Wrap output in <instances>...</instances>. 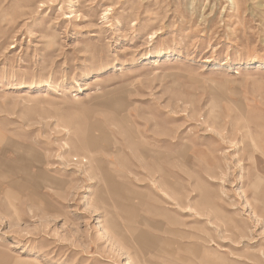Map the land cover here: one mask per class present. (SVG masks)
I'll return each instance as SVG.
<instances>
[{
    "label": "rangeland",
    "instance_id": "1",
    "mask_svg": "<svg viewBox=\"0 0 264 264\" xmlns=\"http://www.w3.org/2000/svg\"><path fill=\"white\" fill-rule=\"evenodd\" d=\"M0 264H264V0H0Z\"/></svg>",
    "mask_w": 264,
    "mask_h": 264
},
{
    "label": "bare ground",
    "instance_id": "2",
    "mask_svg": "<svg viewBox=\"0 0 264 264\" xmlns=\"http://www.w3.org/2000/svg\"><path fill=\"white\" fill-rule=\"evenodd\" d=\"M253 143V142H252Z\"/></svg>",
    "mask_w": 264,
    "mask_h": 264
}]
</instances>
